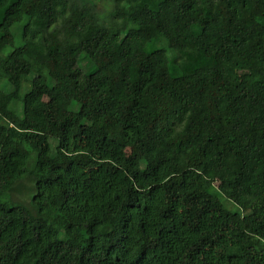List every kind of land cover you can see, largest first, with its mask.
<instances>
[{"label": "trees", "instance_id": "1", "mask_svg": "<svg viewBox=\"0 0 264 264\" xmlns=\"http://www.w3.org/2000/svg\"><path fill=\"white\" fill-rule=\"evenodd\" d=\"M0 264H264V0H0Z\"/></svg>", "mask_w": 264, "mask_h": 264}, {"label": "rangeland", "instance_id": "2", "mask_svg": "<svg viewBox=\"0 0 264 264\" xmlns=\"http://www.w3.org/2000/svg\"><path fill=\"white\" fill-rule=\"evenodd\" d=\"M33 26H34V29L39 31V32H42L44 33L45 30L47 29V25L45 23H43L42 21L40 20H34L33 21ZM54 143V142H53ZM23 189V190H22ZM22 190V191H21ZM15 198H20L22 199L23 201H29L30 197L27 195V190L26 188H21L20 190H17L14 194H13ZM231 253H235L234 251H232ZM236 254V253H235Z\"/></svg>", "mask_w": 264, "mask_h": 264}]
</instances>
